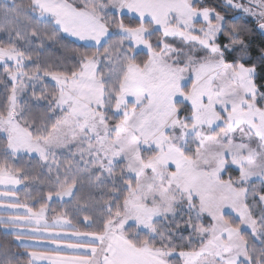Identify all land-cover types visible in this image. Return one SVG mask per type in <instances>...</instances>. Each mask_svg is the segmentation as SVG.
<instances>
[{
    "label": "snow or ice",
    "instance_id": "snow-or-ice-1",
    "mask_svg": "<svg viewBox=\"0 0 264 264\" xmlns=\"http://www.w3.org/2000/svg\"><path fill=\"white\" fill-rule=\"evenodd\" d=\"M256 29L264 0H0V264H264Z\"/></svg>",
    "mask_w": 264,
    "mask_h": 264
},
{
    "label": "trees",
    "instance_id": "trees-1",
    "mask_svg": "<svg viewBox=\"0 0 264 264\" xmlns=\"http://www.w3.org/2000/svg\"><path fill=\"white\" fill-rule=\"evenodd\" d=\"M220 0H208L209 4H217L219 3ZM228 17H229V21H235V22H239V23H247L249 28H252L253 25L255 24V21L250 18L247 17L246 15L242 14L241 12H235V11H229L228 12ZM3 35L0 34V39H3ZM249 41L251 44L252 48H258L259 46H261L262 43H264V34L261 33L258 29L252 31L249 35ZM71 46V45H70ZM52 54L54 56H60L62 55L61 52L58 51H53ZM0 88H2V85H0ZM27 157L24 158L25 161H27ZM35 160H33V164H35ZM21 195H22V190H21ZM0 238H3V233L0 232Z\"/></svg>",
    "mask_w": 264,
    "mask_h": 264
},
{
    "label": "rangeland",
    "instance_id": "rangeland-1",
    "mask_svg": "<svg viewBox=\"0 0 264 264\" xmlns=\"http://www.w3.org/2000/svg\"><path fill=\"white\" fill-rule=\"evenodd\" d=\"M242 13V12H241ZM242 14H244V15H246L247 17H250V16H248L247 14H245V13H242ZM251 18V17H250ZM52 207H57V203L56 202H53V204H52Z\"/></svg>",
    "mask_w": 264,
    "mask_h": 264
},
{
    "label": "crops",
    "instance_id": "crops-1",
    "mask_svg": "<svg viewBox=\"0 0 264 264\" xmlns=\"http://www.w3.org/2000/svg\"><path fill=\"white\" fill-rule=\"evenodd\" d=\"M43 264H48V262L45 261V262H43Z\"/></svg>",
    "mask_w": 264,
    "mask_h": 264
},
{
    "label": "water",
    "instance_id": "water-1",
    "mask_svg": "<svg viewBox=\"0 0 264 264\" xmlns=\"http://www.w3.org/2000/svg\"><path fill=\"white\" fill-rule=\"evenodd\" d=\"M264 34V33H263Z\"/></svg>",
    "mask_w": 264,
    "mask_h": 264
}]
</instances>
